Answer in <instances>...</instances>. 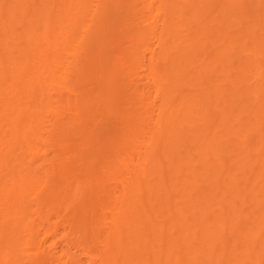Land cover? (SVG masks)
I'll list each match as a JSON object with an SVG mask.
<instances>
[{
  "label": "bare ground",
  "instance_id": "1",
  "mask_svg": "<svg viewBox=\"0 0 264 264\" xmlns=\"http://www.w3.org/2000/svg\"><path fill=\"white\" fill-rule=\"evenodd\" d=\"M0 264H264V0H0Z\"/></svg>",
  "mask_w": 264,
  "mask_h": 264
},
{
  "label": "rangeland",
  "instance_id": "2",
  "mask_svg": "<svg viewBox=\"0 0 264 264\" xmlns=\"http://www.w3.org/2000/svg\"><path fill=\"white\" fill-rule=\"evenodd\" d=\"M254 1H256V0H251V2H254ZM214 22H215V21H211V22H209L208 24H211L213 29H217L218 27H215V26L213 27V23H214ZM235 29H237V28H235ZM213 38H214V37H211V36H210L208 39H211V40H212ZM128 45H129V43H125L124 46H128ZM122 60H124V58H123ZM210 72H211V71L206 72V73H200L199 75H200V76L202 75V76H203V79H205V82H206V81H208V80H210V79L213 78V76H212V74H211ZM198 79H199L200 81L202 80V79H200V78H198ZM203 86H205V84H204ZM123 89H124V90H127V88H126L125 86L123 87ZM131 106H132V104L130 103V101H129L128 99H125V98H123V99L120 101V103L116 105V107L130 108V110H135V107L131 108ZM118 113H119V112H118ZM111 116H112V117H111V120H112V121L116 120V117H117V114H116V113L112 114ZM210 159H213V156L210 155V154H208V155L204 156V159H203L201 162H199V165L201 166V168H200V171L198 172V174L196 175V178H197V177H200V176H201V173L204 172L203 167H204V165L208 162V160H210ZM194 180H195V179H194ZM194 180H192V182H194ZM182 182H183V181H182ZM201 184H202V180H196L195 185H197V186H195V188H200V187H201ZM194 193H195V191H194ZM246 207H248L247 204H246ZM249 210H251V208L247 209V211H249ZM252 219H254V217H252ZM55 241L58 242V244H60V245H62V246H64V247L67 246V243L64 242L63 240L59 239V237L55 238ZM239 251H240V250H239ZM81 258H82V260H83L84 262L87 261L86 258H85L84 256H82Z\"/></svg>",
  "mask_w": 264,
  "mask_h": 264
}]
</instances>
